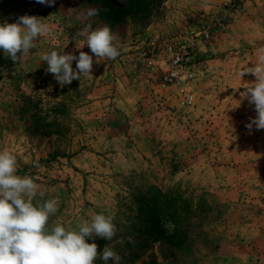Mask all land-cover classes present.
Here are the masks:
<instances>
[{"label":"rangeland","instance_id":"obj_1","mask_svg":"<svg viewBox=\"0 0 264 264\" xmlns=\"http://www.w3.org/2000/svg\"><path fill=\"white\" fill-rule=\"evenodd\" d=\"M102 1L0 0V23L29 15L53 29L26 60L0 49V150L43 199L59 197L49 227L114 215L112 241L86 242L113 247L120 264H264V129H248L257 113L240 95L256 77H238L264 57V0ZM89 7L100 15L85 20ZM85 24L110 25L121 54L97 63ZM166 41L193 47L189 107L164 86ZM53 50L92 55V77L61 87L40 60Z\"/></svg>","mask_w":264,"mask_h":264},{"label":"clouds","instance_id":"obj_2","mask_svg":"<svg viewBox=\"0 0 264 264\" xmlns=\"http://www.w3.org/2000/svg\"><path fill=\"white\" fill-rule=\"evenodd\" d=\"M36 2L55 4V0ZM82 15L88 20L99 16L100 9L89 7ZM52 32V26L37 16H20L14 23L4 21L0 23V49L13 62H20L30 56L38 38L51 37ZM80 35L86 37L84 45L95 55L97 63L103 59L115 60L121 54L118 34L110 25L93 29L91 24H85ZM40 60L46 62V71L54 75L61 87L81 77H92L93 56L84 51L77 56L53 50L41 54ZM73 61H76L75 70ZM245 74L256 77L255 83L246 84V91L240 93L249 104H254L257 113L247 127L251 130L255 125L257 130L264 129V57L257 66L242 68L239 79ZM51 90L49 86L48 91ZM18 169L17 156L7 149L0 150V264H94L97 260L120 264L122 258L113 247L106 245L98 254L97 244L86 242V238L96 237L112 241L119 231L114 215L94 214L75 227L60 224L49 227L50 217L59 210V197L43 199L45 194L36 182L38 178L20 175ZM128 242L133 243L131 237ZM119 243L123 244L124 240Z\"/></svg>","mask_w":264,"mask_h":264},{"label":"built area","instance_id":"obj_3","mask_svg":"<svg viewBox=\"0 0 264 264\" xmlns=\"http://www.w3.org/2000/svg\"><path fill=\"white\" fill-rule=\"evenodd\" d=\"M208 34L205 37L208 38ZM191 45H195V40L191 39ZM152 47H157L154 41L150 42ZM190 47L188 44L174 43L166 41L163 44V56L165 63L167 62V69L165 70L162 79L164 86L174 85L177 88V101L180 107H189L194 103V93L189 88V81L192 74L187 65Z\"/></svg>","mask_w":264,"mask_h":264},{"label":"trees","instance_id":"obj_4","mask_svg":"<svg viewBox=\"0 0 264 264\" xmlns=\"http://www.w3.org/2000/svg\"><path fill=\"white\" fill-rule=\"evenodd\" d=\"M149 1H151V0H149ZM102 2H103V6H105L107 9L116 5L113 0H103ZM127 2H128V4L126 7L120 8L119 6H117L116 10L127 11L135 5L139 6V5L145 4L147 2V0H127Z\"/></svg>","mask_w":264,"mask_h":264}]
</instances>
